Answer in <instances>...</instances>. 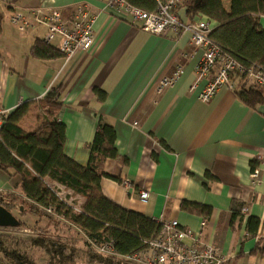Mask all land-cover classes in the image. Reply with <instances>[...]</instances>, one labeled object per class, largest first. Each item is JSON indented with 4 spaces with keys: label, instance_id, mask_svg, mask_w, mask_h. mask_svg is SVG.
<instances>
[{
    "label": "crops",
    "instance_id": "0c3cea01",
    "mask_svg": "<svg viewBox=\"0 0 264 264\" xmlns=\"http://www.w3.org/2000/svg\"><path fill=\"white\" fill-rule=\"evenodd\" d=\"M41 4L69 18L78 5L87 4L95 14L94 46L67 63L63 56L35 58L30 50L43 39L46 26L20 33L10 17ZM224 4L229 7L228 0ZM178 11L185 15L183 7ZM259 25L264 29V16ZM57 43L55 37L51 45ZM191 51L187 32L152 34L111 12L106 0H0V107L12 112L60 86L58 119L66 128L67 156L87 164V144L99 117L115 128L124 162L107 158L103 163L107 176L101 189L110 201L150 218L175 219L195 232L203 229V242L221 251L223 264H264V162L257 163L261 184L252 186L249 179L253 159L264 155V106H246L226 86L209 101L199 100L212 74L191 90L200 56L197 51L182 58ZM178 63L183 68L175 82L157 93ZM96 88L104 91L103 98ZM38 124L27 115L20 126L32 131ZM19 181L0 170V192H16ZM142 190L148 191L145 201L139 198ZM75 198L78 206L84 201ZM182 200L211 207L203 228V216L181 209ZM233 201L249 207L234 225ZM250 216L259 219L254 235L247 230Z\"/></svg>",
    "mask_w": 264,
    "mask_h": 264
},
{
    "label": "trees",
    "instance_id": "16d2710c",
    "mask_svg": "<svg viewBox=\"0 0 264 264\" xmlns=\"http://www.w3.org/2000/svg\"><path fill=\"white\" fill-rule=\"evenodd\" d=\"M125 1L152 12L159 3L168 0ZM224 1L182 0L178 10L183 7L186 18H204L211 24L210 40L241 66L264 70V29L259 25L260 17L264 16V0H228L229 7ZM30 51L38 59L62 56L57 47L42 40H37ZM95 91L99 99L103 98L104 91L98 88ZM235 93L250 108L264 106L260 88L247 74L239 76ZM59 94L60 86L51 88L42 98L44 111L37 115L39 124L34 130L26 131L20 126L21 120L31 111L28 101L10 112L1 127L0 170L9 177L18 176L20 181L16 192H0V203L16 218L30 212L45 216L47 221L45 230L43 228L30 242L0 234V264H6L3 259L9 264H32L27 254V248L32 245L44 247L51 264H76L74 260L79 258V253L75 247L52 235L47 222L55 226L60 222L63 226L74 225L95 245L112 242L115 254L119 256L145 249L147 242L159 231L157 219L122 208L102 192L101 179L107 176L103 170L104 161L111 158L124 162L116 149V132L111 124L99 117L93 139L87 144V164L81 165L65 154L66 128L58 119L63 107ZM113 178L119 181V178ZM62 187L84 201L78 206L72 204V199L70 202L64 200L58 193ZM180 205L183 210L201 214L205 221L211 211L209 205L188 200H182ZM242 206L232 202L230 224L242 220ZM18 220L16 227L27 225ZM257 226L258 218H247L250 234L254 235ZM88 251L91 250L84 251L86 257ZM93 252L87 259L96 264H134L117 256Z\"/></svg>",
    "mask_w": 264,
    "mask_h": 264
},
{
    "label": "built area",
    "instance_id": "2783aa9c",
    "mask_svg": "<svg viewBox=\"0 0 264 264\" xmlns=\"http://www.w3.org/2000/svg\"><path fill=\"white\" fill-rule=\"evenodd\" d=\"M180 0H169L166 3H159L156 10L148 12L140 8L134 7L125 0H106L115 14L121 17L128 16L131 23H137L143 30L151 32L155 35H163L169 31L176 32L177 26L182 25L175 19L172 8ZM37 9L30 10L31 15L39 13ZM63 16L57 9L45 7L41 12L40 18L45 21L48 31L52 35L58 34L63 36V40L59 42L58 47L62 50V54L66 59H72L79 50H88L91 48L94 37L92 32L93 17L87 11L79 9L75 19H63ZM31 16H26L22 12L15 11L11 17V22L17 28L20 24L25 27L32 25ZM185 27L190 33V43L202 49V56L195 66L197 80L201 75H205L215 64H218L221 76L224 73L235 68L240 73H248L254 81L264 88V70L254 67L244 68L229 55L215 45L207 35L208 27L204 21L185 22ZM207 35V36H206ZM65 36V39H64ZM54 40V39H53ZM194 42V43H193ZM65 58V57H64ZM182 66L177 64L176 71L173 76L163 79L157 88L159 93L164 87L171 85L176 80ZM216 78L211 84V88H204L199 98L206 101L212 94L214 88L221 78ZM207 87V86H206ZM9 111L0 108V131ZM148 197V191L140 192V199L145 201ZM160 228L155 237L147 242V247L143 250L134 252L123 257L128 258L134 264H220L223 261V255L211 245L205 244L199 235L193 233L190 229L182 228L177 220L157 218ZM98 250L108 253L104 248Z\"/></svg>",
    "mask_w": 264,
    "mask_h": 264
},
{
    "label": "rangeland",
    "instance_id": "374dc122",
    "mask_svg": "<svg viewBox=\"0 0 264 264\" xmlns=\"http://www.w3.org/2000/svg\"><path fill=\"white\" fill-rule=\"evenodd\" d=\"M181 1L182 0H180L178 3H180ZM178 3L176 5H174L173 8H172V11L174 13L175 19L178 21V23H181L182 24V25H180V28H179V26H177L176 33L187 32L189 34V43H190V33L186 30L188 28L185 27V22L187 23V22H195V21H204L205 24L208 27L207 35H208V38H209V32L211 30V26L208 24V22L204 18H199V19H193V18H188V17L186 18L185 15L183 16L178 11V8H179L178 7L179 6ZM107 7L111 10V12H114L113 9L109 5H107ZM32 9H34V10L37 9L36 12L38 10H40V12L39 13H36L35 15H31L30 14V10H23V11L22 10H19V12H22L24 15L31 16V18H32V20H31L32 21V25L31 26H28V27H25V25L20 24V27L19 28L18 27L16 28L13 25V23L11 22V17L14 15V13L11 15L10 22H11L12 26L18 32H20V33H26L27 31H30L33 28H36V27H39V26H44V27L46 26L45 25V21H43L40 18V14H41V12H43L45 10V6L41 4L38 7H35V8H32ZM79 9H83V10L87 11V13L89 15L91 14V17H93V21H94L95 14L92 13V10L91 9L89 10V7H88L87 4L78 5L77 6V9H76V12L74 14V17L69 18V17H64L63 16L62 18L63 19H69V20L75 19L76 14H77V12H78ZM59 12L61 14V11H59ZM93 12H94V10H93ZM92 32H93V29H92ZM55 37H58L59 38V42H61V40H63V36L60 37V35H58V34H56ZM93 37H94V42H93L91 48L95 44V35H94V32H93ZM53 39H55L54 38V35H52L50 33V31H48V28L46 26V33L43 36L42 41L44 43H47V44H52L53 43ZM64 39H65V36H64ZM57 44H59V43H57ZM194 44H191L190 43V45L192 47V51L183 54L182 55V58L183 59L190 58L197 51H200V56L198 57V60L201 58L202 53H203L202 52V49L200 47H196ZM57 48H58V51L62 54L63 53L62 50L58 46H57ZM91 48H89L88 50H79V51H77L75 53V55L78 54V53H80V52H87ZM62 56L65 57L64 58V62L65 63H67V62H69L71 60V58L68 59V60L66 59V56L67 55L65 56L64 54H62ZM178 62H181L180 59H178ZM180 65L182 66V63H180ZM176 68H177V66H176ZM182 68H183V66H182ZM254 69H255V67H254ZM175 71H176V69H175ZM174 72H173V74H174ZM209 73L212 74V78H211V80L209 82H207V84L203 87V89L204 88L210 89L211 88V84H213L215 82L216 78H218L219 76H221V71H220V68H219L218 64H215L214 67H212L205 75H201V77H200L199 80H197V75H196V72H195V78H194L193 84L191 85V90H193L195 87H197L198 83L202 82L203 79L205 77H207ZM173 74L171 76H173ZM224 74H225L224 75L225 78H223V76H221V78L217 82L216 86L214 88H212V94L209 96V98L206 101H209L215 95V93L218 91V89L220 87H222V86H226V87H228L229 89H231V90H233L235 92V86H236V84L238 82V78H239V76H241V74H247L248 75V78L250 79V81H252L255 85H257L260 88L261 95L264 98V88L260 84H258L256 81H254V79L247 72L246 73H240L239 71L235 70V68H234V69H232V70H230V71H228L227 73H224ZM171 76L164 77L163 79L169 78ZM163 79L161 81H163ZM199 94H198V98H199ZM44 97L45 96H41V97H38L36 99L27 100L29 102V106L31 108V111H29L28 115L35 116V118L38 119L37 118V115H42L43 114L44 108H43V106L41 107V103L43 102L42 101V98H44ZM199 100H201V99L199 98ZM0 108H2V107H0ZM7 111L10 112L9 109H7ZM29 118H31V117H29ZM26 122H29V121L26 120ZM253 160H254V163H252V165H251V169H250V173H249V179H250L251 185L252 186H255V185L261 184V182H262L260 166L257 163L258 162H264V155L262 153H258ZM52 185L55 186V184H52ZM56 187H59V186H56ZM58 193H59V195L64 200H67L68 202H70L71 199H72V201H73L72 204L77 205L79 203V199L78 198H75V196H72L70 194V192H68L63 187L58 190ZM139 198H140V193H139ZM248 208L249 207L246 206V205H244V206L241 207L240 212H241V215H242V219L245 217V215L248 214V210H249ZM17 218L18 219H21L27 225L26 226H19V227H16V226L15 227H12V226H3V227H1L0 226V234L1 235H5L7 237H13V236L14 237H19L22 240H27V241L30 242L32 240V238H35V236L37 234H39L38 232H41V230H43V228L45 230V222L47 221V220H45V216H42V215L40 216V215H35L33 213H30V212H25L24 215L20 214ZM172 220H175V219H172ZM47 224H49V225H46V226L48 227V229L50 230V233L52 235L57 236V237H60L64 242L71 243L75 247L76 251L79 253V255H78L79 258H77L76 260H74V262L76 264H96V263H94V261L92 262V261H90V260L87 259V258H90L91 255H93V253H94L93 251H95L97 253L104 254L106 256L107 255H113V256L119 257L122 260L130 261V260H128V258L125 259V257L119 256V255L115 254L116 252L114 250V247H113L112 242H108V243L103 244L101 246L95 245L93 242H91L86 237V235L82 231H80L79 229H77V227H75L74 225L68 224L67 226H63V225H61V222L58 223L56 226L53 225L52 223H49V222H47ZM204 225H205V219H203L202 228L204 227ZM258 225H259V219H258ZM180 226L182 228H186V227L182 226L181 224H180ZM186 229H189V228H186ZM202 231H203V229H200V231H197V232H195V231H192V232L198 234L199 235V238H201L202 237ZM201 240H202V238H201ZM88 245H89V247H88ZM262 245H263V243L260 240V237H258L257 238V246H262ZM98 248H104V249L108 250V253H106L104 251H101L100 252L98 250ZM214 248H216V247H214ZM86 249L91 250V251H88L87 252V257H86V254L84 253V251ZM220 253H221V251H220ZM27 254H28L29 259L31 260L32 264H51L50 257L46 253L45 248L44 247H41V245H37V246L32 245V246H29L27 248ZM3 261L6 262V264H9L5 259H3ZM224 261H225V257L223 255V261L220 264H223Z\"/></svg>",
    "mask_w": 264,
    "mask_h": 264
},
{
    "label": "water",
    "instance_id": "95a60500",
    "mask_svg": "<svg viewBox=\"0 0 264 264\" xmlns=\"http://www.w3.org/2000/svg\"><path fill=\"white\" fill-rule=\"evenodd\" d=\"M18 223L19 220L0 203V226L15 227Z\"/></svg>",
    "mask_w": 264,
    "mask_h": 264
}]
</instances>
